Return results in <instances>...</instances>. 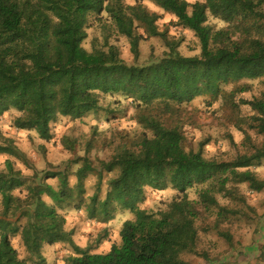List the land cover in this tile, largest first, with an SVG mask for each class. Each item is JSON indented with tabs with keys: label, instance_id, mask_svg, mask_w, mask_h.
<instances>
[{
	"label": "trees",
	"instance_id": "1",
	"mask_svg": "<svg viewBox=\"0 0 264 264\" xmlns=\"http://www.w3.org/2000/svg\"><path fill=\"white\" fill-rule=\"evenodd\" d=\"M132 1L0 0V118L15 111L20 117L13 129L52 143L61 119L84 121L104 113L106 122L117 120L116 112L102 107L103 98L111 97L118 106L130 103L135 123L145 130L128 142L120 135L97 164L88 151L42 172L15 139L1 137L0 157L7 161L0 173V264H47L43 248L58 244L74 252L66 264H191L185 260L189 255L207 264H241L248 251L264 255L261 220L256 245L249 249L232 233L234 222L251 223L257 215L243 187L250 195L264 193L256 172L264 166V95L246 100L242 95L251 90L240 87L264 78V0ZM146 3L173 16L176 28L194 33L200 56L182 55V42L160 30L161 18L148 12ZM209 17L228 27L210 25ZM92 29L97 35L89 51L85 44ZM120 39L129 42L136 61L141 44L152 40L162 41L166 52L146 64L128 65L117 47ZM234 85L239 87L229 92ZM197 101L215 114L242 119L234 123L241 144L224 134L233 157H208L211 138L195 150L196 139L184 125L167 121L166 116L182 121ZM62 145L74 150L72 134ZM17 164L32 174L17 170ZM90 176L97 186L86 197L84 182ZM170 189L177 196L164 210L142 208L149 190ZM66 209L81 211L99 225H109L119 213L130 212L134 219L123 224L119 245L107 254H92L68 233ZM203 237L225 243L226 252L216 258L198 253Z\"/></svg>",
	"mask_w": 264,
	"mask_h": 264
},
{
	"label": "rangeland",
	"instance_id": "2",
	"mask_svg": "<svg viewBox=\"0 0 264 264\" xmlns=\"http://www.w3.org/2000/svg\"><path fill=\"white\" fill-rule=\"evenodd\" d=\"M128 5H133L132 0H126ZM188 3H196L200 0H185ZM145 7L148 12L158 15L161 19L159 27L162 32H168L171 37L176 38L182 42L180 52L186 57H198L201 53V47L195 34L180 28L175 27L176 20L173 16L165 13L162 9L151 3H146ZM209 24L218 29H226L228 26L221 20L209 17ZM90 39L85 44L87 50H91V40L97 35L95 29L89 31ZM120 49L122 58L128 65H143L148 63L153 58H160L166 52L165 45L162 41L152 40L148 43L141 44V57L136 61L129 45L125 39H120L117 43ZM239 86H232L228 91L232 92ZM240 87H249L250 92L242 95L246 100L260 98L264 95V78L256 81H245L240 84ZM116 99L111 97H104L102 107L104 110L108 109L117 113V120L106 122L104 113L96 119L94 116L85 119L84 121L72 122L68 119L59 120L56 126V139L52 143H46L38 137L35 132H21L12 128L13 122L20 117V115L11 111L9 114L0 118V139L1 137H11L17 141L18 147L26 153L32 161L34 167L42 172L46 170L49 165L55 168L64 167L69 160L74 159L76 156L84 157L89 151L92 153V160L97 164L98 159L105 158L109 150L106 146L111 142H119L120 135H126V142L134 137H139L145 133V130L138 126L134 121V107L130 103L123 106L115 105ZM185 116L180 121L177 117L166 116L168 122L172 125L183 124L187 133L194 136L195 150L198 149V144L204 139L211 138L213 141L206 148L208 157L224 160L233 157L235 151L230 146L229 142L225 140L224 134L231 133L238 144L242 142V135L236 131L234 123L242 122L239 116H230L227 113L215 114L213 109L207 110L206 105L202 101H197L191 107ZM228 126V127H226ZM72 134L74 139V150L67 151L62 145L63 138L67 134ZM255 138V134L251 133ZM2 141V140H1ZM90 144V146H89ZM90 147V148H89ZM6 157H0V173L6 172ZM17 170L23 171L27 176L32 174L23 166L17 164ZM260 180L264 181V166L256 170ZM72 185L76 183L75 179H71ZM97 186V179L90 176L84 182L86 190V197L94 195ZM106 184L102 187V199L106 198L107 190ZM243 192L247 196L249 203L256 210V218L252 215L254 220L251 223L234 222L232 225V233L239 245L246 246L248 249L254 245L255 235L258 230V225L261 220L264 224V193L262 194H249V190L244 186ZM177 196L173 190H168L163 193H157L149 190L148 200L142 208L150 212H160L164 210ZM191 199H195L194 193ZM67 222V231L73 237L74 243L82 249H86L92 254H107L112 245L120 244V231L125 222L133 220L134 217L130 212L119 213L115 221L109 225H99L91 222L88 217L81 211L74 209H66L62 212ZM212 241L211 243H207ZM201 246L198 253L206 252L211 258H216L224 251L226 252L227 246L225 243L220 242L215 237L211 240L202 238ZM214 244V245H213ZM261 247V243L258 242ZM256 245V244H255ZM254 245V246H255ZM16 250L25 257L19 241L14 242ZM43 256L47 260V264H66V259L74 254L69 245L58 244L55 246H47L43 248ZM224 252V253H225ZM255 252V251H253ZM252 252V253H253ZM241 257V264H264V255L257 257L249 254ZM185 260L191 264H207L198 256L189 255ZM224 260V259H223Z\"/></svg>",
	"mask_w": 264,
	"mask_h": 264
}]
</instances>
